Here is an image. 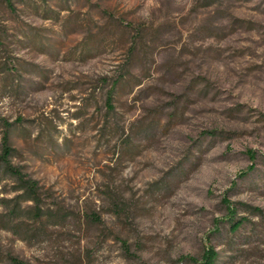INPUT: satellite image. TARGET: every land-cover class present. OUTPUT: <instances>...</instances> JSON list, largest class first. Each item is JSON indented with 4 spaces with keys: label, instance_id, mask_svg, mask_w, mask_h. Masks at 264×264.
<instances>
[{
    "label": "rangeland",
    "instance_id": "obj_1",
    "mask_svg": "<svg viewBox=\"0 0 264 264\" xmlns=\"http://www.w3.org/2000/svg\"><path fill=\"white\" fill-rule=\"evenodd\" d=\"M7 126L0 264H264V0H0Z\"/></svg>",
    "mask_w": 264,
    "mask_h": 264
},
{
    "label": "trees",
    "instance_id": "obj_2",
    "mask_svg": "<svg viewBox=\"0 0 264 264\" xmlns=\"http://www.w3.org/2000/svg\"><path fill=\"white\" fill-rule=\"evenodd\" d=\"M112 89L107 94L106 103L111 109V99H112ZM8 131L9 127L5 128L1 138L0 146V174L7 177L12 183V192L14 193L13 198L7 200H1L3 203H11L6 207H9L10 213L20 215L22 212H26L31 217L39 219L42 216V196L40 193V186L36 180L31 179L26 174H24L19 167L14 166L10 157L12 155V148L8 142ZM253 168L250 166L248 168L251 171ZM241 174V173H240ZM25 205L24 210L21 205ZM227 216L229 230L234 232L236 231L243 223L242 219H235V210L226 204ZM217 258V253L212 247H207L199 261H196L194 258H183L182 260L187 261L189 264H215ZM10 261L13 264H25L24 262L18 260L15 257H10Z\"/></svg>",
    "mask_w": 264,
    "mask_h": 264
}]
</instances>
